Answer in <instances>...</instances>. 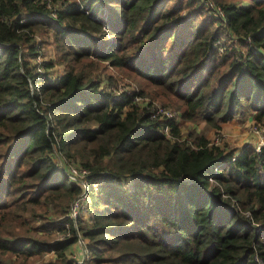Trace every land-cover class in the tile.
<instances>
[{
	"label": "trees",
	"instance_id": "1",
	"mask_svg": "<svg viewBox=\"0 0 264 264\" xmlns=\"http://www.w3.org/2000/svg\"><path fill=\"white\" fill-rule=\"evenodd\" d=\"M211 1L0 0V264H75L78 232L87 264H264V149L183 138L264 126V0Z\"/></svg>",
	"mask_w": 264,
	"mask_h": 264
},
{
	"label": "rangeland",
	"instance_id": "2",
	"mask_svg": "<svg viewBox=\"0 0 264 264\" xmlns=\"http://www.w3.org/2000/svg\"><path fill=\"white\" fill-rule=\"evenodd\" d=\"M106 14H107L106 12L103 13V15ZM45 51L47 54L46 57L45 56L42 57L43 60H47L48 58L55 56L54 47L52 46L46 47ZM110 70L113 72V74L121 78V84L125 86V88H128V85L137 88L135 82L125 78L123 75L118 73V71L112 69L111 67ZM52 72L53 73L51 74V76L56 77L55 72H57L58 74L59 73L62 74L63 70L62 67L55 66ZM157 106L160 107L161 106L160 103H157ZM166 109L171 111L174 114L173 118H175L176 121L180 123V118H179L180 114H178L177 110L171 107H168ZM191 129H195L197 130V132L201 134H205L212 144L225 147L228 150H232L236 152V154H240L245 147H250L251 149L255 150L257 153H260L264 149V126L256 125L253 122L251 115L248 113L243 114L241 116H237L235 119L231 120L230 122L221 125V130L212 128L204 121H200L199 124L185 122L182 127L183 138H187V134ZM57 156L59 157L58 159L62 161L63 156L60 154H57ZM91 205L92 202H88L84 204L81 211H79V218L89 220L92 217L93 213H92ZM76 222H78V220H76ZM78 244L81 248V254L77 252L76 255H71L72 259L75 261L80 259V255H83L82 250L84 248V245L81 242H78ZM85 246L88 251L87 242L85 243ZM68 255H70V253ZM49 256L53 257V254L50 253Z\"/></svg>",
	"mask_w": 264,
	"mask_h": 264
},
{
	"label": "built area",
	"instance_id": "3",
	"mask_svg": "<svg viewBox=\"0 0 264 264\" xmlns=\"http://www.w3.org/2000/svg\"><path fill=\"white\" fill-rule=\"evenodd\" d=\"M208 4L210 5V7H212L215 10L216 14L218 13L221 14V9L217 8L211 0H208ZM104 12H106V10H104ZM42 61L43 59L41 56L37 57L36 59L37 64H41ZM38 72L40 74L43 73L42 68H38ZM40 79L43 80V76L38 77V80ZM31 86L33 88L32 84ZM135 101L146 105L148 102H150V99H147V98L143 99V98L138 97V98H135ZM156 108L157 110L154 113V115H152V118L175 119L173 118L174 114L171 111L167 110L165 107H162V106L158 107L156 105ZM170 132H171V129L169 127L163 128L164 135L170 137ZM58 158L59 157L57 156V159ZM58 166L59 168L63 170V172L67 175V177L69 178V180H71V182L77 185H80L83 188L82 192L72 202L70 211L68 214V217L76 222V220H78L79 218V211H81L84 204L90 202V183L88 182V171L79 167L76 164L68 162L64 157L62 161L58 159ZM95 187L98 188L99 185L95 184ZM77 237H78V242H81L84 245V248L82 250L83 255L80 257V259L75 261V264H87L89 260V254L85 246L86 241L85 239H83V237L81 236L79 232H78Z\"/></svg>",
	"mask_w": 264,
	"mask_h": 264
},
{
	"label": "crops",
	"instance_id": "4",
	"mask_svg": "<svg viewBox=\"0 0 264 264\" xmlns=\"http://www.w3.org/2000/svg\"><path fill=\"white\" fill-rule=\"evenodd\" d=\"M63 70V69H62ZM53 73V72H52ZM60 74V73H59ZM57 72H55V75L58 76L59 75ZM79 252L81 254V248L79 246V244L77 243L70 251L69 253H71L72 255H76V253ZM82 255H80L81 257Z\"/></svg>",
	"mask_w": 264,
	"mask_h": 264
}]
</instances>
